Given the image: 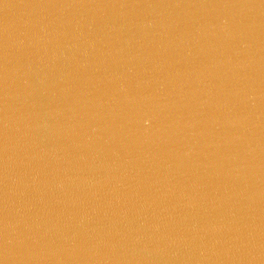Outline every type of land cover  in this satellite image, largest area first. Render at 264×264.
I'll list each match as a JSON object with an SVG mask.
<instances>
[{"label": "water", "instance_id": "95a60500", "mask_svg": "<svg viewBox=\"0 0 264 264\" xmlns=\"http://www.w3.org/2000/svg\"><path fill=\"white\" fill-rule=\"evenodd\" d=\"M0 264H264V0H0Z\"/></svg>", "mask_w": 264, "mask_h": 264}]
</instances>
